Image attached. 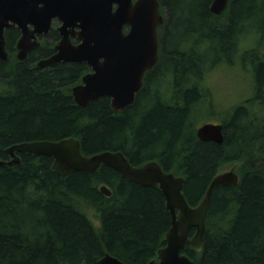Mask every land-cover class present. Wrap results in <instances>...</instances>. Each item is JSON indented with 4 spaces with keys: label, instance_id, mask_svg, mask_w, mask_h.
<instances>
[{
    "label": "trees",
    "instance_id": "obj_1",
    "mask_svg": "<svg viewBox=\"0 0 264 264\" xmlns=\"http://www.w3.org/2000/svg\"><path fill=\"white\" fill-rule=\"evenodd\" d=\"M158 1V61L120 111L108 96L78 105L69 88L85 65L37 67L33 58L48 47L20 60L18 29L7 28L0 158L18 142L73 137L84 155L111 150L135 166L157 161L183 177L192 206L217 172L232 168L237 183L211 191L202 245L186 244L182 252L193 264H264V0H229L220 14L210 11L211 0ZM221 65L248 67L250 93L214 116L205 78ZM205 117L221 123V143L196 136ZM18 155V163L0 165V264H100L104 252L130 264H159L170 213L158 186L127 180L104 164L62 176L50 156Z\"/></svg>",
    "mask_w": 264,
    "mask_h": 264
},
{
    "label": "water",
    "instance_id": "obj_2",
    "mask_svg": "<svg viewBox=\"0 0 264 264\" xmlns=\"http://www.w3.org/2000/svg\"><path fill=\"white\" fill-rule=\"evenodd\" d=\"M229 0H211L209 9L220 14ZM115 5V8H113ZM57 17L61 38L55 53L40 59L37 67H51L56 63L86 62L91 71L84 73L80 82L71 86L74 101L85 106L100 96H108L114 111L133 103L135 94L143 85L146 72L158 61L159 27L163 23L158 0H0V59H7L4 32L16 26L20 35L16 41V57L24 59L35 45V32L46 31L51 19ZM32 26V28L29 27ZM78 28L80 40L73 45L66 28ZM127 28V29H126ZM74 35L75 32H71ZM200 140L221 143L220 122H204L196 129ZM7 159L0 165L20 161L18 153L45 155L52 158V168L65 176L71 171L88 172L101 164L107 165L127 180L143 186H158L170 213V227L165 233V245L157 251L159 264H193L182 252L185 245H202L210 194L215 185H235L239 179L232 169L217 172L207 185L197 205H190L183 193V177L165 171L155 160L132 165L120 151L103 150L91 155L80 151L79 141L68 137L60 140H33L12 144L5 149ZM105 195L111 191L105 184L99 186ZM193 234L189 236V230ZM100 264H130L108 252ZM151 259L145 264H154Z\"/></svg>",
    "mask_w": 264,
    "mask_h": 264
},
{
    "label": "rangeland",
    "instance_id": "obj_3",
    "mask_svg": "<svg viewBox=\"0 0 264 264\" xmlns=\"http://www.w3.org/2000/svg\"><path fill=\"white\" fill-rule=\"evenodd\" d=\"M205 82L210 89V102H212L210 110L214 116H219L224 108L236 102L238 103L250 93L248 67L221 65L210 70ZM203 110H206V107ZM202 121L219 122L214 117L201 118ZM227 169L229 167L226 166L223 170Z\"/></svg>",
    "mask_w": 264,
    "mask_h": 264
},
{
    "label": "flooded vegetation",
    "instance_id": "obj_4",
    "mask_svg": "<svg viewBox=\"0 0 264 264\" xmlns=\"http://www.w3.org/2000/svg\"><path fill=\"white\" fill-rule=\"evenodd\" d=\"M113 8H115V5H113ZM61 24V21L57 18V17H53L51 19V22H50V26L49 28L44 31H40V32H35L34 33V37L32 38V41H35V45L31 47V49L27 52V55L26 57L33 51L35 50L36 48H39V47H48L49 48V51L47 54L45 55H38V56H35L33 58V63L36 65V63L40 60V59H44V58H47L49 56H51L52 54L55 53V45L58 43V41L60 40L61 38V35H60V31L58 30V26ZM13 27H16V26H13ZM30 28H32L31 25H29ZM10 28V27H9ZM12 28V27H11ZM17 28V27H16ZM18 29V28H17ZM67 30H69V38H70V41L73 45H76L79 43V39L76 35V32L78 31V28L75 27V28H70V27H67L66 28ZM127 29V28H126ZM71 32H75L74 35H72ZM20 35V30L18 29V37ZM25 57V58H26ZM62 62V61H60ZM68 62H78V61H68ZM78 63H81V64H84L85 67H86V72H89L91 71L90 67L88 66V64L84 61L82 62H78ZM45 68H48V67H45Z\"/></svg>",
    "mask_w": 264,
    "mask_h": 264
}]
</instances>
